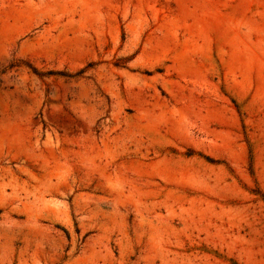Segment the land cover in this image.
<instances>
[{
	"label": "rangeland",
	"instance_id": "rangeland-1",
	"mask_svg": "<svg viewBox=\"0 0 264 264\" xmlns=\"http://www.w3.org/2000/svg\"><path fill=\"white\" fill-rule=\"evenodd\" d=\"M0 264H264V0H0Z\"/></svg>",
	"mask_w": 264,
	"mask_h": 264
}]
</instances>
